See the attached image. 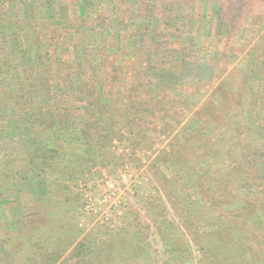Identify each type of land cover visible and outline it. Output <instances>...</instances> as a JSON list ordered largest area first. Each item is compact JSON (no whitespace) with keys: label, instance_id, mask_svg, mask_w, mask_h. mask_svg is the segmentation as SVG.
<instances>
[{"label":"trees","instance_id":"16d2710c","mask_svg":"<svg viewBox=\"0 0 264 264\" xmlns=\"http://www.w3.org/2000/svg\"><path fill=\"white\" fill-rule=\"evenodd\" d=\"M118 1L0 0V120L8 125L15 115L27 125L23 179L42 187L52 173L66 178L63 201L36 197L31 189L22 194L30 199L26 206L0 200V214L13 204L23 214L19 220L13 214L8 232H0L4 251L12 264H33L31 255L47 252L60 253L59 264H264V188L255 199L241 193L246 176L252 174L253 182L260 178L252 165L257 154L264 157V147L258 148L264 90L258 94L244 80L245 88L229 91L226 76L211 91L200 80L188 94L196 97L198 90L200 100H209L189 117L195 105L184 98L187 93L171 83L152 87L145 81L144 55L113 65L128 55L116 37L119 24L126 23L125 16H117L122 14ZM109 8L116 13L114 23L107 22ZM135 38L127 43L139 53ZM76 49L80 54L74 58ZM152 64L169 66L162 60ZM252 70L258 77L256 58ZM255 112L258 119L248 120ZM152 133L169 139L157 152ZM123 140L130 144L119 152L115 141L122 145ZM61 145L69 152H62ZM93 151L95 156L88 155ZM118 158L135 166L149 161L155 177L170 188L167 196L174 197L168 199L174 218L168 217L164 199H151L153 190L144 199L161 239L159 252H147L143 235L131 226L112 229L99 223L85 234L78 229L76 187ZM190 180L200 198L191 197ZM18 223L22 233L13 230Z\"/></svg>","mask_w":264,"mask_h":264},{"label":"rangeland","instance_id":"374dc122","mask_svg":"<svg viewBox=\"0 0 264 264\" xmlns=\"http://www.w3.org/2000/svg\"><path fill=\"white\" fill-rule=\"evenodd\" d=\"M118 7L122 14L118 12L117 16H125L126 23L119 24L120 27L117 28L119 33L116 37H120L119 46L121 45V50L128 49V55L122 60L118 59L113 65H122L124 60L131 62L135 56L140 59L141 55H144L141 60L146 63L145 70H149L145 81L152 87H157L161 83H171L175 88L180 89V94L187 93L184 98L189 97L190 103L195 105L189 117H192V113L199 105L209 100L208 98L200 100L198 90L199 95L196 97L188 94L193 92L190 90L197 82L204 81L207 88L213 91L221 83L223 84V81L225 82L227 76L229 78L226 79L228 82L225 86L229 91L245 88L242 83L245 80L249 82L248 85L252 90L263 94L264 0H119ZM109 9L106 14L107 22L114 23L116 13L113 8ZM129 37L139 38V53L130 50L127 43ZM73 51V57L77 58L80 54L79 49ZM255 58L258 59V77L252 74V63ZM159 60L167 61L168 68L153 67L152 63ZM127 70L129 73V69ZM120 75L122 76V71ZM211 98L217 101V96L213 95ZM185 119L186 125L188 118ZM257 119L256 112L248 118L250 121ZM123 121L124 119L121 118L120 123ZM0 123V200L9 199L12 203H24L26 206L30 203V199L23 197L22 194L31 189L30 192L36 197L45 198L53 195L58 198L57 200L63 201L62 186L66 178L60 174L52 173L42 187L34 185L28 179H23L29 152L26 141L27 125L15 115L8 119V125L2 120ZM181 126L183 125H180V128ZM152 136L154 139L151 140H155L153 149L154 151L156 149V152L164 148L169 141L156 133H152ZM127 141L123 140L122 145L119 141H115V146H118L117 151H122L123 147L126 149L130 144ZM258 145V148L263 149L264 132L262 131L259 134ZM60 149L62 152H69L70 147L61 145ZM234 149L235 146H231L229 150ZM95 153L93 151L88 155L95 156ZM255 160V164L252 165L253 171H259L260 178L253 182L250 174L246 176L249 179L248 184L241 186V193L249 199L260 197L264 188V157L262 154H257ZM115 161L116 163L107 166L100 165L98 171L88 176L86 183H80L79 188L76 187L81 205V208L75 211L79 218L78 229L85 234L99 223L100 225L106 223L112 229L125 226L130 229L131 226L134 231H140L143 235L142 243L145 244L147 252H159L162 248L161 239L156 234L151 217L144 208V199H150L153 190L154 198L151 199H164L169 206L168 217L174 218L177 215L173 208L171 209V203H168V199L174 197L167 196L170 188L165 185L164 180L155 177L147 164L149 161H143L140 166L126 164L124 159L118 158V161L117 159ZM161 170L171 176L165 167H161ZM188 190L192 198L201 197L193 180H190ZM38 201L41 200L37 199ZM11 206H15L12 211ZM7 207L10 208L1 209L3 215L0 214L1 222H4V226L0 228L2 233L8 232L7 225L13 220V214L18 220L23 217L17 205H7ZM37 209L34 207V212L38 211ZM20 226L19 223L17 227L14 226V232L17 230L18 233H22ZM63 244L62 241L57 242V245ZM0 257L3 258L0 264L13 262L1 243ZM30 259L33 264H37L36 262L59 264L63 256L58 252H47L31 255ZM17 261L18 264L21 263V260ZM128 264H160V262L131 261Z\"/></svg>","mask_w":264,"mask_h":264}]
</instances>
